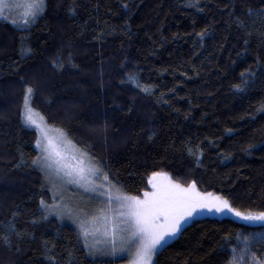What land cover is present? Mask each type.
<instances>
[{"label": "trees", "instance_id": "16d2710c", "mask_svg": "<svg viewBox=\"0 0 264 264\" xmlns=\"http://www.w3.org/2000/svg\"><path fill=\"white\" fill-rule=\"evenodd\" d=\"M28 88L124 194L159 172L264 211V0H46L30 25L0 19V264H121L42 209ZM155 264H264V225L206 216Z\"/></svg>", "mask_w": 264, "mask_h": 264}, {"label": "snow or ice", "instance_id": "6c2138e0", "mask_svg": "<svg viewBox=\"0 0 264 264\" xmlns=\"http://www.w3.org/2000/svg\"><path fill=\"white\" fill-rule=\"evenodd\" d=\"M6 9H22L21 19L23 24L27 25L45 11L46 0H0V19H8V16L4 15ZM12 23L16 24L17 21L13 20ZM32 91L31 88L27 89L22 116L26 125L34 126L40 133L36 147L40 149L41 155L33 163L40 164L44 169H54L57 175L67 177L68 182L94 193L102 205L91 215H79L67 207L57 210L58 215H63L66 211L70 218L74 217L86 247L94 249L95 245L101 242V238H104L112 245V251H115L119 240L121 249L131 244V264H152L156 252L169 238L180 232L183 223L198 210L227 211L244 221L264 222V211H240L222 196L200 193L194 181L185 187L170 178L164 184L150 179L149 183L154 191L144 192L143 199L120 193L108 173L94 163L87 152L77 150L78 155H72L70 158L75 163L68 162V157L49 137L43 116L37 119L38 113L30 104ZM60 138L63 143L71 145V141L67 140L63 132L60 133ZM161 175L159 172L152 174L153 177ZM243 243L247 249L246 237Z\"/></svg>", "mask_w": 264, "mask_h": 264}, {"label": "rangeland", "instance_id": "374dc122", "mask_svg": "<svg viewBox=\"0 0 264 264\" xmlns=\"http://www.w3.org/2000/svg\"><path fill=\"white\" fill-rule=\"evenodd\" d=\"M6 2H10V0H6ZM21 2H23V0H21ZM22 11H23L22 9H20V10L6 9L5 12H4V15L8 16V19H3V20H5V21H7V22H9V23H11V24H13L15 26H19V27L20 26L30 25L32 22L27 24V25L23 24L22 19H21ZM13 20H16L17 23L16 24L12 23ZM30 104H31V100H30ZM37 113H38L37 119H39V116H42V115L38 111H37ZM44 123H45V125H46V127L48 129L49 137L52 139L53 143L66 155V157H68V162L69 163H75V161L71 160L70 158H71L72 155H78V151L77 150L86 152L85 150H83L82 148L77 146L72 140H70L64 130L49 125L45 119H44ZM31 128H33L34 130L37 131V129L34 126H32ZM61 132L64 133V135L66 136L67 140L71 141V145L65 144V143H63L61 141V138H60V133ZM37 135H38V137H37V139H38L39 136H40V133L38 131H37ZM38 151H39V154L41 155L40 149H38ZM89 157H91V156L89 155ZM92 160H93L94 163L99 165L95 161V159L92 158ZM40 167H41V165H40ZM41 170L44 172L45 178H46V182H47V184H48V186H49V188L51 190V200L48 201V202L47 201L44 202L42 204V209L48 215H51V216L57 218L62 224L70 225V226L74 227L80 233V229H79L77 223L74 222V217L70 218L66 211L64 212L63 215H58L57 214L58 208L63 210V209H65V207H67V208L72 209L73 212L76 213V214L83 215L84 213H87V214L91 215V214H93L96 211V209L98 207L102 206L100 204V200L95 197L94 193L85 191L82 187H79L76 184L68 182V178L67 177H63L62 175H57L54 169H44V168L41 167ZM161 174L162 175L158 176V177H153L152 176L151 180H154L155 182L160 183V184L166 183L167 179L170 178V176H168L167 174L165 176V175H163L164 173H161ZM171 180L174 181L173 179H171ZM117 188L119 189L120 193H123L120 190L119 187H117ZM153 191H154V189L152 187V184L150 183V189L147 190L146 192H153ZM198 191L200 193H203L200 190H198ZM115 194L116 193L114 191V195ZM139 197L141 199L144 198L143 195H141ZM204 210H206L208 212H202V211L198 210L194 214L193 217L187 219V221L183 223L180 232H178L174 237L169 238L167 243L164 244V246L162 248H160L156 252L154 257L152 258V264H155V259H156L157 254L166 245H168L169 243H171L175 239H177L184 228L189 226L195 220L202 219V218H204L206 216H211V217L212 216H214V217H222V216H224V217H232V218H235V219H237L239 221H242L244 223H247V224L264 225V222H260V221L249 222V221L241 220L240 218L236 217L233 213H230V212H227V211H225V212H216V211H209L207 209H204ZM80 235H81V233H80ZM81 237L83 238L82 235H81ZM83 240H84V238H83ZM90 243H91V240H90ZM88 251H89V254L93 258L112 259V260H121V261L125 260V262H122L121 264H131V261L133 259V250H132L131 244L126 246V248L121 249L119 240H117L116 250L115 251H112V245L107 243L104 238H101V242L97 243L95 245L94 249L88 248Z\"/></svg>", "mask_w": 264, "mask_h": 264}]
</instances>
